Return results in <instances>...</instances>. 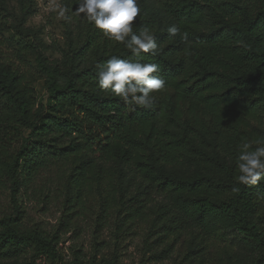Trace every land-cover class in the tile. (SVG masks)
<instances>
[{"label":"trees","instance_id":"1","mask_svg":"<svg viewBox=\"0 0 264 264\" xmlns=\"http://www.w3.org/2000/svg\"><path fill=\"white\" fill-rule=\"evenodd\" d=\"M153 1L154 14L140 5L134 31L153 29L154 56L134 57L103 35L96 41L94 28L79 51L50 62L25 30L0 19L2 31L19 36L9 39L18 56L33 55L39 69L0 59V191L14 208L0 217V261L30 253L25 264H117V257L64 262L63 236L96 210L101 223L117 220V231L146 233L163 256L179 248L193 264H264V181L235 182L238 146L264 140V0ZM20 6L30 9L27 0ZM157 12L188 42L169 37ZM112 56L159 65L165 88L150 108L98 89L96 73ZM41 80L46 104L34 87ZM55 191L58 230L28 227L20 199L45 205ZM229 230L255 252L238 253Z\"/></svg>","mask_w":264,"mask_h":264},{"label":"rangeland","instance_id":"2","mask_svg":"<svg viewBox=\"0 0 264 264\" xmlns=\"http://www.w3.org/2000/svg\"><path fill=\"white\" fill-rule=\"evenodd\" d=\"M79 0H27L30 9L22 12L20 0H0V14L8 26L18 27L25 30V39L36 45L37 52L42 54L50 62L63 59L69 51H79L86 42L87 34L94 31L88 22L81 17L72 15L70 22L59 16V7L64 6L75 10ZM140 5L146 8L147 12L154 14L157 11L153 0H140ZM71 14V13H69ZM156 18L163 28L170 24L157 12ZM12 36H19L14 32H4L0 28V59L12 65L13 69H29L38 73V65L33 55L23 59L18 56L16 46L9 42ZM183 40V37L177 35ZM21 39V38H20ZM102 40V33L96 36V41ZM185 42V41H184ZM188 42V41H187ZM186 42V43H187ZM91 53L89 52L88 55ZM39 100L46 104L49 97L44 80L34 85ZM192 167L185 168L183 174H190ZM161 201L160 198H157ZM20 204L26 210V225L34 227L38 225L46 232H55L60 224L63 215L60 192L55 191L49 201L42 205L38 200L30 197L20 199ZM14 212L10 194L7 191H0V217ZM96 210H92L89 217H81L78 224L72 227L70 232L63 236L60 250L64 256V262H73L81 259L86 262L101 261L117 257V264H193L190 260L184 262V256L178 249L163 256L161 254L164 246L152 247L146 238V233L130 230L127 227L117 231V220L110 224L101 223ZM228 239L238 253H254L253 244L238 231L229 230ZM32 260V254L25 255L18 259L0 261V264H25ZM36 264H45L44 258L36 259Z\"/></svg>","mask_w":264,"mask_h":264},{"label":"clouds","instance_id":"3","mask_svg":"<svg viewBox=\"0 0 264 264\" xmlns=\"http://www.w3.org/2000/svg\"><path fill=\"white\" fill-rule=\"evenodd\" d=\"M75 10L59 7V16L70 22L72 15L81 17L100 30L109 41L123 44L134 57L141 54L156 55L158 44L151 27H140L134 31L137 18L141 15L140 0H79ZM71 13V14H69ZM169 37L180 33L177 25L167 28ZM188 41V34H183ZM187 51V50H185ZM156 63H141L112 56L96 73L97 87L120 100L142 108H150L154 94L165 88V81L158 75ZM253 145H256L253 147ZM237 185L258 186L264 181V140L242 142L235 156ZM239 192V187H233Z\"/></svg>","mask_w":264,"mask_h":264}]
</instances>
